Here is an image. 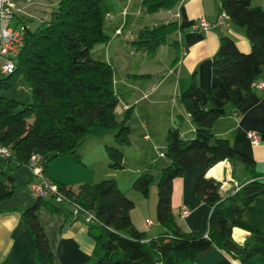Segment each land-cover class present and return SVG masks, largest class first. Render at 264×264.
<instances>
[{"label":"trees","instance_id":"16d2710c","mask_svg":"<svg viewBox=\"0 0 264 264\" xmlns=\"http://www.w3.org/2000/svg\"><path fill=\"white\" fill-rule=\"evenodd\" d=\"M103 0H59L36 31L27 28L13 73L0 79V89L10 88L20 77L30 90L31 102L22 104L0 95V143L11 149L14 158H0V202L15 192L11 171L26 167L29 156L37 153L49 161L62 155H73L94 126L113 129L115 143L126 144L130 130L129 111L122 123L115 117L118 102L113 86V70L106 61L95 60L90 51L107 40L102 29ZM180 0H140L146 14L173 8ZM229 15L230 23L244 29L251 49L239 51L228 35L221 36L212 57V76L218 80L209 91L192 81L180 95V102L195 127L194 137L183 140L177 128L166 132L164 156L169 164L157 179L156 219L163 233L150 241L136 232L130 211L133 201L119 189L114 179L81 184L76 191L58 184V189L71 203L95 216L88 225L94 241L89 264H191L197 254L211 246L224 249L232 227L254 195L233 186L221 190V182L205 177L216 163L241 164L251 172L254 161L236 151L226 139L215 136L211 125L224 114L227 104H239L251 92L252 83L264 71V0H218ZM177 22L140 28L131 45L137 50L154 54L167 37L183 31ZM142 77V76H140ZM108 169L123 167L122 151L107 146ZM199 166L194 192L210 207L205 233L184 232L171 213V191L174 178L191 167ZM252 175V174H249ZM251 176L250 178H252ZM143 174L133 180L132 187L146 195L153 180ZM53 200L35 199L22 210V223L33 238L36 264H53V256L38 209L55 211ZM264 244V232H254L244 246ZM247 254L240 261L247 263Z\"/></svg>","mask_w":264,"mask_h":264},{"label":"crops","instance_id":"0c3cea01","mask_svg":"<svg viewBox=\"0 0 264 264\" xmlns=\"http://www.w3.org/2000/svg\"><path fill=\"white\" fill-rule=\"evenodd\" d=\"M52 1L50 3L37 0L35 4L44 8L46 5L52 6L59 0ZM130 1L125 2L126 5L122 8L120 15L123 14L124 9V14H128ZM27 2L30 1L27 0ZM28 3L15 2L14 4L26 7ZM219 10L218 0H180L173 8L166 11L159 10L152 14H146L141 5L139 11L140 13L142 11L143 16L138 20L136 34L140 28L154 27L172 21L177 22V26L183 28V31L170 35L171 40L167 39L154 54L137 50L131 45L136 34L125 37L124 42L116 46L119 51L118 56L139 59L136 68L127 67L126 70L132 71H125L128 76L132 74L134 77H129L128 81L124 80L134 95L133 101L136 102L134 106L140 102L155 107L168 105L164 133L171 127L177 128L183 140L194 137L195 127L183 103L179 102L180 95L192 81H195L204 91H209L211 87L218 84V80L212 76L210 61L220 45L221 36L231 37L237 49L243 53L251 49L249 41L244 36L245 31L241 27L230 24L226 30L192 29L199 17L214 22ZM51 11L52 9L48 13L50 14ZM31 12L25 9L22 19V23L27 28H29L28 22L33 18ZM40 12H43L41 19L43 22L46 21L49 15H46L44 10ZM151 16L158 19L150 20L145 24L141 23L148 17L151 19ZM120 30L117 27L115 34H121ZM112 42L111 40L107 45ZM107 45L103 49H108ZM93 51L91 49L89 55ZM250 87L251 92L241 99L239 104L226 105L224 114L211 125V131L215 136L228 140L236 151L250 157L254 161L253 169L249 172L241 164L231 166L228 162L221 161L220 168L214 165L205 173V177L210 176L219 182H225L227 188L232 186L233 181L242 183L244 189L254 197L240 213L232 227L231 237L225 240L224 249L211 246L197 254L191 264H244L240 261L244 254L248 255L246 264H264V244L257 242L248 247L244 246L246 239L252 233L264 232V71ZM123 105V109L127 111L132 106L131 101ZM143 127L147 125L143 124ZM248 131H254L259 135L260 142L257 145H251L247 138ZM144 139L150 140V136L145 134ZM113 141L115 142V134ZM107 146L110 145L106 143L105 148ZM103 155L100 152L99 159L85 161L82 167L76 166L74 162L68 165L75 167H66V163L61 162L59 158L47 164L44 172L56 183L71 187L73 190L74 186H77L75 187L77 190L81 184L96 183L105 178L114 179L119 189L134 203L129 219L136 232L142 233L146 241L158 237L164 232V228L155 218L157 189L151 183L147 194L143 195L132 187L135 178L129 181L127 187H121L120 181L106 170L109 168V159L105 162ZM168 164L169 161L162 166V169ZM73 172H75L74 175ZM10 173L16 189L12 197L0 202V264H36L33 238L21 219L22 210L35 202V198L26 185L30 174L23 166L13 168ZM202 174V168L194 166L184 171L181 176L174 178L172 183L171 213L179 229L184 232H206L210 207L203 203L193 191L198 177ZM251 176L253 177L250 178ZM53 206L55 211L44 206L38 209V222L42 225L48 239L53 264H89L92 260L94 241L88 234L89 223L84 221L85 216L74 214L71 205L66 202H54ZM183 206L189 209V214L184 217L181 216ZM146 220H151L152 224L147 226Z\"/></svg>","mask_w":264,"mask_h":264},{"label":"rangeland","instance_id":"374dc122","mask_svg":"<svg viewBox=\"0 0 264 264\" xmlns=\"http://www.w3.org/2000/svg\"><path fill=\"white\" fill-rule=\"evenodd\" d=\"M14 3L25 4L28 3L27 0H11ZM30 2L25 7L26 11H32L33 18L28 22L29 29L36 31L38 27L41 26L43 20V12L49 15L48 11L53 10L55 4L52 6L46 5L44 8L36 6L37 0H29ZM48 2H53L52 0H44ZM127 0H103L100 4V9L103 16L102 29L104 34L107 36V40L101 43H97L92 49L91 57L95 60L107 61L111 65L113 70V86L114 92L117 96L118 102L115 108V119L118 123H122L127 110L123 109L124 103H129L131 101V108L129 110V115L127 116V124L129 126L130 133L128 137V142L123 145H119L113 141L114 134L116 131L110 128H104L99 126H94L89 130V135L87 139L80 144V147L75 153V158L73 155H62L53 158L48 164L56 161L57 159L62 160L61 162L66 163V167L83 166L84 162H90V160L99 159L98 155L102 152L104 155V161L108 159L106 156L105 145L115 146L120 151H122L123 156V167L120 169H106L113 174L115 178L120 181L121 187H127V184L131 179H136L139 175L149 174L153 180L152 184L155 189H157V179H160L162 166L168 161L164 156L165 146H166V133H164L163 127L167 122L168 115V105L163 104L161 106H148L144 102L137 103L134 106L132 92H130L129 87L125 84L129 77H134V75H127L125 71L127 67L136 68L138 64V57H129V59L124 56H118L119 51L117 50V44L123 43L125 37L129 35H135L139 23V18H142V11L140 13L141 2L140 0H131L129 4L128 14H122L121 10L126 5ZM28 8V9H27ZM110 13V16H108ZM146 18V17H145ZM151 19H144L141 23H149V21H155L158 17L151 16ZM119 27L121 34L116 35L115 30ZM171 40L170 37L167 38ZM113 41L110 45H107ZM109 46L108 49H103L104 46ZM130 61V62H129ZM135 63V64H134ZM6 78L5 75H0V79ZM123 79V81H121ZM10 88H1L0 95L3 97L11 98L20 102L22 104H28L31 102L30 90L28 86L24 83L22 78H18L16 83ZM138 97V95H137ZM180 102V101H179ZM146 124L147 127H143ZM150 136V140H145L144 135ZM97 156V157H95ZM84 159V160H83ZM70 160V161H69ZM68 162V163H67ZM139 173V174H138ZM73 175L75 172L72 173ZM73 178L75 176H72ZM106 179V178H105ZM101 181V180H100ZM233 186V184H232ZM77 186H74L76 190ZM234 188V187H233ZM156 212V208H155Z\"/></svg>","mask_w":264,"mask_h":264},{"label":"built area","instance_id":"2783aa9c","mask_svg":"<svg viewBox=\"0 0 264 264\" xmlns=\"http://www.w3.org/2000/svg\"><path fill=\"white\" fill-rule=\"evenodd\" d=\"M219 14L214 22L207 21L204 17H199L197 24H194L193 30H209L220 29L226 30L229 28L230 18L229 15L220 8ZM125 13V9L123 14ZM25 15V5H16L11 0H0V75H10L15 70L16 56H18L24 41V35L27 27L22 23ZM119 32V30L117 31ZM247 138L251 145L255 146L260 142L259 135L254 131L247 132ZM161 154V153H159ZM162 155V154H161ZM0 158L12 159L14 154L11 149L5 147L0 143ZM26 168L30 174V179L27 182V189L33 198H41L45 200H53L54 202H66L71 205L74 214H83L85 220L89 224L95 223V216L85 209L81 208L76 203H71L58 189V184L50 179L44 169L45 159L37 153H32ZM233 189L240 188L239 183L232 182ZM221 190H226V183L221 182ZM189 209L185 206L181 208V216H187ZM151 220H146V225L150 226Z\"/></svg>","mask_w":264,"mask_h":264},{"label":"bare ground","instance_id":"6f19581e","mask_svg":"<svg viewBox=\"0 0 264 264\" xmlns=\"http://www.w3.org/2000/svg\"><path fill=\"white\" fill-rule=\"evenodd\" d=\"M216 168H220V164L219 163H216Z\"/></svg>","mask_w":264,"mask_h":264},{"label":"water","instance_id":"95a60500","mask_svg":"<svg viewBox=\"0 0 264 264\" xmlns=\"http://www.w3.org/2000/svg\"><path fill=\"white\" fill-rule=\"evenodd\" d=\"M208 177H210V176H208Z\"/></svg>","mask_w":264,"mask_h":264}]
</instances>
